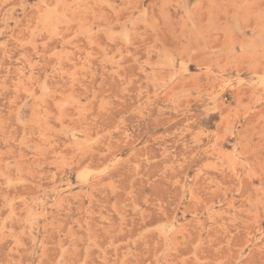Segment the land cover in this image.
Segmentation results:
<instances>
[{
	"label": "rangeland",
	"instance_id": "rangeland-1",
	"mask_svg": "<svg viewBox=\"0 0 264 264\" xmlns=\"http://www.w3.org/2000/svg\"><path fill=\"white\" fill-rule=\"evenodd\" d=\"M0 264H264V0H0Z\"/></svg>",
	"mask_w": 264,
	"mask_h": 264
}]
</instances>
